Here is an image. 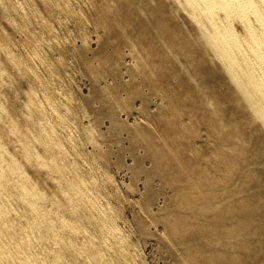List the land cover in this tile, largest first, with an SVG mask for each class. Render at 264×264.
Returning a JSON list of instances; mask_svg holds the SVG:
<instances>
[{
    "label": "rangeland",
    "instance_id": "374dc122",
    "mask_svg": "<svg viewBox=\"0 0 264 264\" xmlns=\"http://www.w3.org/2000/svg\"><path fill=\"white\" fill-rule=\"evenodd\" d=\"M186 9L0 0V264H264V125Z\"/></svg>",
    "mask_w": 264,
    "mask_h": 264
},
{
    "label": "bare ground",
    "instance_id": "6f19581e",
    "mask_svg": "<svg viewBox=\"0 0 264 264\" xmlns=\"http://www.w3.org/2000/svg\"><path fill=\"white\" fill-rule=\"evenodd\" d=\"M178 1V0H177ZM183 2V1H182ZM186 4L188 5L189 9H190V12L192 14V16L194 17V19L198 22V24H200V30H201V35H202V40L204 41V43L206 44V46L208 47H211L212 50L217 54V56H219V58H221L222 62H223V65L226 69V72L228 73V75L230 76V78L232 79L233 83L236 85L238 91L243 95V98L246 100V102L248 103V106L253 110V114L256 118L260 119L264 125V50H263V45H264V0H185ZM180 4V3H179ZM183 4V3H182ZM185 5V4H183ZM182 6V5H181ZM183 8V7H182ZM218 10H222L224 12V15L221 18V21H219L217 19V14L216 12ZM187 11V9H186ZM190 12L187 11L188 14H190ZM250 13H254L255 16H256V20L259 21V24L260 26L257 27V25H253L251 22H250V18H249V15ZM191 16V17H192ZM220 16V14H219ZM234 16H238L242 21H243V24H244V27L246 29V34L244 35H241L235 28H234V25L232 24V20H233V17ZM236 25V24H235ZM240 29V28H239ZM240 31V30H239ZM244 33V32H243ZM13 121V120H12ZM15 122V121H14ZM18 125V124H17ZM9 128V127H8ZM13 128V127H12ZM18 129V128H17ZM3 130V129H2ZM1 130V131H2ZM4 130H6L4 128ZM3 132V131H2ZM15 132V131H13ZM6 133V132H4ZM44 133V132H43ZM46 135H47V132H45ZM42 134V135H45ZM45 135V136H46ZM9 136V135H8ZM13 137V136H12ZM15 137V136H14ZM47 137V136H46ZM17 139V137H15ZM22 137H20V140H21ZM33 138V137H32ZM43 139V138H42ZM41 139V140H42ZM27 140V139H26ZM44 140L47 141V139H43V142ZM1 141V139H0ZM3 141V140H2ZM25 142V140H24ZM51 142V141H50ZM52 143V142H51ZM27 143H25V146H26ZM47 144V143H46ZM49 145V144H48ZM46 145V146H48ZM3 147V145H0ZM22 146V145H21ZM33 146V145H32ZM44 146V145H43ZM60 146V145H59ZM5 147V146H4ZM7 148V147H5ZM17 148V147H16ZM23 148V146H22ZM29 148V146H28ZM32 148V147H31ZM50 148V147H49ZM61 148V146L59 147ZM37 149V148H36ZM35 149V151H36ZM43 149V148H42ZM63 149V148H61ZM60 149V150H61ZM1 150V149H0ZM4 150V149H2ZM58 150V148L56 149ZM6 151V149H5ZM22 151V150H21ZM44 151V150H43ZM63 151V150H62ZM7 152V151H6ZM42 152V151H41ZM5 153V152H4ZM8 154V152H7ZM42 154V153H41ZM9 155V154H8ZM39 155V154H38ZM45 155V154H44ZM43 155V157H44ZM2 156H5L2 154V152L0 151V179L3 178V177H8L7 180L9 181H12L13 179L16 180V182H18V185H15V189H16V186H19V188H21L22 191H25L23 193H31V188L29 186L26 185V181H23L22 179H20L19 176H17L18 174L21 175V177H24L22 176L23 175V170L19 164V161H16L15 158H9L11 156H9L8 158H4ZM32 156V155H31ZM34 158L36 156H33ZM31 157V158H33ZM17 159V158H16ZM27 161V160H25ZM49 162V161H48ZM29 164V162H28ZM50 164L51 161H50ZM37 165V164H36ZM52 166V165H51ZM50 166V167H51ZM56 167V166H55ZM28 168V166H27ZM37 169V167H36ZM29 170V169H28ZM30 170H32L30 168ZM38 170V169H37ZM18 173L16 176L15 174ZM8 174V175H7ZM26 176H28L26 174ZM25 176V178H27ZM10 178V179H9ZM24 178V179H25ZM31 180V179H30ZM6 181V180H5ZM14 182V181H13ZM6 184V183H5ZM10 184V183H9ZM13 184V183H11ZM10 184V185H11ZM31 185V184H30ZM5 186V185H4ZM3 187V185H2ZM1 187V188H2ZM13 187V186H12ZM4 188V187H3ZM2 188V189H3ZM11 188V187H10ZM34 188V187H33ZM37 188V186H36ZM14 189V190H15ZM9 190V189H8ZM11 190V189H10ZM18 190V187L17 189ZM36 191H38L36 189ZM34 192V191H33ZM1 193V192H0ZM8 193V191H7ZM16 193V192H15ZM18 193H20V191H18ZM42 193V192H41ZM13 194V193H12ZM35 194V193H34ZM36 194L38 195V192H36ZM6 195V194H5ZM24 195V194H23ZM37 195H34V198L35 196ZM42 196V194H40ZM3 196H4V193H3ZM2 196V197H3ZM11 196V195H9ZM32 196V197H30ZM29 199L31 200V198H33V195L30 194ZM7 197V196H6ZM24 197V196H23ZM26 197V196H25ZM8 198V197H7ZM13 198V197H12ZM16 198V196H15ZM2 199V198H0ZM11 200V198H9ZM18 200L20 199V197L18 196L17 198ZM24 199V198H23ZM40 199V198H39ZM42 199V198H41ZM10 200H9V203H10ZM34 200V199H33ZM32 200V201H33ZM6 201V200H5ZM13 201V200H11ZM24 201V200H23ZM27 201V200H26ZM16 202V201H15ZM19 202V201H17ZM30 203V201H28ZM35 202V206H36V202L37 201H33L31 203H34ZM39 202H41L39 200ZM20 203V202H19ZM4 204V203H3ZM3 204H2V207H3ZM8 204V203H6ZM5 204V205H6ZM14 204V202H13ZM23 204H27V202L24 201ZM22 204V205H23ZM39 204V203H37ZM15 205V204H14ZM30 205V204H28ZM11 206V204H10ZM34 206V207H35ZM24 207V206H23ZM28 207V206H27ZM31 207V205H30ZM32 206V208H34ZM37 207V206H36ZM1 208V207H0ZM11 208V207H9ZM8 210H11L9 209ZM16 208V207H14ZM20 208V207H18ZM25 208V207H24ZM2 209V208H1ZM4 209V208H3ZM23 209V208H22ZM27 209V208H26ZM35 209V208H34ZM38 209V207H37ZM41 209V207H40ZM17 210V209H16ZM25 210V209H24ZM30 210V209H29ZM43 210V209H42ZM41 210V211H42ZM32 211V210H31ZM35 211V210H34ZM47 211V210H46ZM27 212H29L27 210ZM4 213V212H3ZM7 213V212H6ZM9 213V212H8ZM11 213V212H10ZM41 213V212H39ZM43 213V211H42ZM42 213L40 215H42ZM20 214V213H19ZM27 214V213H26ZM34 214V212L32 213ZM38 214V213H37ZM9 215V214H8ZM17 215V214H16ZM22 215V214H21ZM24 215V214H23ZM22 215V216H23ZM31 215V214H30ZM35 215V214H34ZM44 215V214H43ZM42 215V216H43ZM2 216V215H1ZM5 216V214H4ZM21 216V217H22ZM36 216V215H35ZM39 216V215H38ZM17 217V216H16ZM20 216H18V219H19ZM32 218V217H31ZM29 218V219H31ZM39 218V217H38ZM42 218V217H40ZM40 218L38 220H40ZM2 220V218H1ZM4 220H6L4 218ZM13 220V219H12ZM21 220V219H20ZM32 220V219H31ZM37 220V219H35ZM11 221V220H10ZM15 221V219H14ZM33 221V220H32ZM42 221V220H41ZM43 221L45 222V220L43 219ZM6 222V221H4ZM13 222V221H12ZM20 222V221H19ZM25 222V221H24ZM31 222V221H30ZM34 222V221H33ZM37 222V221H35ZM34 222V223H35ZM223 222V221H222ZM7 223V222H6ZM9 223V222H8ZM32 224L33 225H36V224ZM3 224V222H2ZM4 225V224H3ZM7 225H11V224H7ZM24 225V224H23ZM40 225V224H39ZM1 226V225H0ZM13 226V225H12ZM15 226V224H14ZM17 226V225H16ZM30 226V227H32ZM54 226V225H53ZM56 226V225H55ZM54 226V227H55ZM25 227V225H24ZM29 227V228H30ZM41 227V226H40ZM10 229V227H7ZM39 228V227H38ZM8 229V230H9ZM14 229V228H13ZM16 229H19V228H16ZM24 229V228H23ZM21 229V230H23ZM45 229V228H44ZM49 229H52V228H49ZM225 229V228H224ZM2 231V229H0ZM6 230V231H8ZM20 230V229H19ZM25 230V229H24ZM30 230V229H29ZM33 230V229H31ZM30 230V232H31ZM38 230V229H37ZM40 230V229H39ZM5 231V230H4ZM11 231V230H10ZM10 231H8V234L11 233ZM26 231V230H25ZM35 231V230H34ZM45 231V230H43ZM54 231H55V228H54ZM14 233L17 232V230L13 231ZM12 232V233H13ZM22 232V231H20ZM28 232V231H27ZM28 232V233H30ZM37 232V231H35ZM40 233V231H38ZM37 232V233H38ZM51 232V231H50ZM56 232V231H55ZM2 233V232H0ZM26 233V232H25ZM41 233H42V230H41ZM3 234V233H2ZM17 234H19L17 232ZM16 234V235H17ZM23 234V233H22ZM32 234V232H31ZM44 234V232H43ZM46 234V232H45ZM50 233H48L49 235ZM57 235V233H55ZM54 234V235H55ZM5 235V233H4ZM7 235V234H6ZM12 235V234H10ZM15 235V236H16ZM42 235V234H41ZM1 238L3 235H0ZM9 236V235H7ZM20 236V235H19ZM24 236V235H23ZM32 236V235H31ZM40 236V235H39ZM6 237V236H5ZM4 237V238H5ZM22 237V236H21ZM28 237V236H27ZM26 237V239H27ZM54 237V236H53ZM0 238V239H1ZM24 238V237H23ZM45 238V237H44ZM8 239V238H7ZM10 239V238H9ZM8 239V242L10 241ZM36 239V238H35ZM40 239V238H39ZM47 239V238H46ZM45 239V240H46ZM15 240H18V239H15ZM14 241V244L17 242ZM22 240V239H21ZM54 240V238H53ZM64 240V239H63ZM62 240V241H63ZM19 241V240H18ZM25 243L27 242L26 240H24ZM32 241V239H31ZM36 245L38 243L39 245V240L37 239L36 240ZM41 241V239H40ZM44 241V240H43ZM206 241V240H205ZM45 242V241H44ZM48 242V241H47ZM46 242V243H47ZM50 242V240H49ZM48 242V246H51V244H49ZM222 242V241H221ZM2 243V242H1ZM4 243V242H3ZM3 243L1 245H3ZM7 243V241H6ZM35 243V242H34ZM33 243V244H34ZM43 243V242H42ZM53 244V242H51ZM59 243V242H58ZM225 243V242H224ZM8 244V243H7ZM6 244V245H7ZM27 244H29V242H27ZM0 245V247H1ZM9 245H10V242H9ZM21 245V244H20ZM16 246V245H15ZM23 246V245H22ZM21 246V248H22ZM29 246V245H28ZM35 246V245H34ZM34 246H33V249H34ZM41 246V245H39ZM47 246V247H48ZM67 246V245H66ZM5 247V245H4ZM37 247V246H35ZM45 246H43L44 248ZM68 247V246H67ZM11 248V247H10ZM10 248H7L10 249ZM16 248V247H15ZM26 248V247H25ZM29 248V247H28ZM52 248V247H51ZM2 249V247H1ZM5 249V248H3ZM11 249H14V248H11ZM30 249V248H29ZM42 248H40L41 250ZM44 249H47L48 251V248H44ZM44 249H42V253L44 252L43 255H46ZM19 250V249H18ZM38 250V249H37ZM38 250V251H40ZM52 250H54L52 248ZM9 251V250H8ZM14 251V250H13ZM32 251V250H31ZM236 251V250H235ZM10 252V251H9ZM22 252V251H20ZM26 252V251H24ZM27 252H30V251H27ZM26 252V253H27ZM51 252L50 250L48 251V253ZM5 253V251H4ZM3 253V255H4ZM7 253V252H6ZM5 253V255H7ZM14 253V252H13ZM19 253V252H18ZM17 253V254H18ZM33 253V252H31ZM35 253H37L35 251ZM35 253L33 254V257L35 256ZM47 253V255H49ZM53 253V252H52ZM56 253H57V250H56ZM11 254V252H10ZM9 254V255H10ZM16 254V253H15ZM21 254V253H20ZM24 254V253H23ZM51 254V253H50ZM55 254V253H54ZM59 254V252H58ZM57 254V255H58ZM63 254V252H62ZM80 254V253H79ZM2 255V256H3ZM12 255V254H11ZM10 255V256H11ZM38 255V254H37ZM36 255V256H37ZM75 255V253H74ZM77 255V254H76ZM13 256V255H12ZM11 256V257H12ZM17 256V255H15ZM26 256V255H25ZM31 256V255H30ZM35 256V257H36ZM52 256V255H51ZM50 256V257H51ZM61 256V255H60ZM4 257V256H3ZM10 257V259H11ZM43 257V256H42ZM40 256V260L42 258ZM50 257H48L50 259ZM59 257V255L57 256ZM1 260L2 257L0 256ZM7 258V257H6ZM14 258V257H13ZM24 258V257H23ZM29 258V256L26 257V259ZM39 258V256H38ZM44 258V257H43ZM47 258V257H46ZM52 258L54 259V257L52 256ZM8 259V258H7ZM16 259V257H15ZM19 259V258H18ZM25 259V260H26ZM30 259V258H29ZM37 259V257H36ZM58 259V258H57ZM61 259V258H60ZM65 259V258H63ZM0 260V261H1ZM12 260V259H11ZM31 260V259H30ZM29 260V262L31 263V261ZM35 259L33 258V261ZM39 261V259H37ZM55 260H56V257H55ZM9 261V259H8ZM24 261V260H23ZM27 261V260H26ZM32 261V262H33ZM42 261V260H41ZM41 261H39L41 263ZM46 261V260H45ZM45 261H44V264H45ZM48 261V259H47ZM46 261V262H47ZM53 261V260H52ZM63 261H66L67 264L68 261L67 260H63ZM62 259H61V262H63ZM2 262V261H1ZM0 262V263H1ZM13 262V261H12ZM25 262V261H24ZM35 262V261H34ZM49 262H51L49 260ZM49 262H47L49 264ZM7 264L9 262H6ZM16 263V261H15ZM36 263V262H35ZM39 263V264H40ZM55 264L56 261L54 262ZM64 263V262H63ZM3 264V263H2ZM5 264V263H4ZM26 264V262L24 263ZM33 264V263H31ZM38 264V263H37ZM43 264V263H42ZM51 264V263H50ZM53 264V262H52Z\"/></svg>",
    "mask_w": 264,
    "mask_h": 264
}]
</instances>
